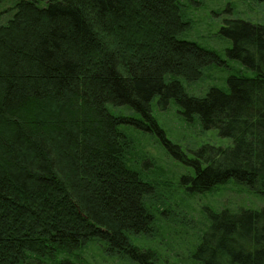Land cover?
Here are the masks:
<instances>
[{
    "label": "trees",
    "instance_id": "trees-1",
    "mask_svg": "<svg viewBox=\"0 0 264 264\" xmlns=\"http://www.w3.org/2000/svg\"><path fill=\"white\" fill-rule=\"evenodd\" d=\"M4 0H0V4ZM264 1V0H258ZM178 0H16L0 23V264H85L68 253L101 240L138 264L130 235L153 224L152 186L130 158L131 124L155 134L204 193L233 181L264 196V23L225 20L228 57L249 74L187 92L212 50L184 36ZM5 11V10H4ZM219 60V61H218ZM173 100L186 121L230 139L185 154L152 113ZM108 105L139 114H113ZM167 105V106H166ZM66 253L51 263V254ZM193 264H264V206L206 216Z\"/></svg>",
    "mask_w": 264,
    "mask_h": 264
},
{
    "label": "rangeland",
    "instance_id": "rangeland-1",
    "mask_svg": "<svg viewBox=\"0 0 264 264\" xmlns=\"http://www.w3.org/2000/svg\"><path fill=\"white\" fill-rule=\"evenodd\" d=\"M16 0L0 4V23L8 17V9ZM180 11L189 23L183 33L200 46L212 50L221 58L218 64L204 66L196 79L185 83L187 92L203 94L210 86L224 88L232 74H249L238 60L228 57L231 41L220 31L225 20L243 19L264 23V1L258 0H178ZM5 10V11H4ZM167 106V105H166ZM113 114L139 118L128 106H107ZM152 113L164 130L167 139L179 145L185 154L202 144L227 146L230 139L220 137L215 129H203L196 118L186 121L181 108L171 100L163 110L152 101ZM133 142L131 159L141 178L151 184L147 198L153 224L146 234L130 235V242L138 249H148L155 255V264H193L191 253L206 228V216L221 209L237 212L240 209H259L264 196L245 186L227 181L204 193H189L181 178L193 174L191 167L170 156L155 134L131 124H124ZM51 263L66 253L51 254ZM69 259L85 264H138L124 253H109L101 240H91L84 247L68 253Z\"/></svg>",
    "mask_w": 264,
    "mask_h": 264
}]
</instances>
